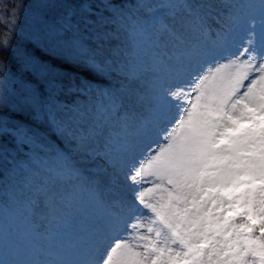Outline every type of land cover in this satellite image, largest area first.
Segmentation results:
<instances>
[{"label":"snow or ice","instance_id":"1","mask_svg":"<svg viewBox=\"0 0 264 264\" xmlns=\"http://www.w3.org/2000/svg\"><path fill=\"white\" fill-rule=\"evenodd\" d=\"M104 8L83 26L72 7L45 12L34 43L105 87L65 88L31 55L18 81L0 61V110L28 113L70 149L23 123L14 142L45 155L0 144V264H264V0Z\"/></svg>","mask_w":264,"mask_h":264},{"label":"trees","instance_id":"2","mask_svg":"<svg viewBox=\"0 0 264 264\" xmlns=\"http://www.w3.org/2000/svg\"><path fill=\"white\" fill-rule=\"evenodd\" d=\"M116 2L124 0H115ZM44 3H50L52 6H57L56 1L54 0H3V3H0V9H3V12L0 15L3 16V21H0V45L4 39L11 36L10 44L11 47L7 50H4L0 47V61H5L10 69V72L14 74L16 80H27L28 74L32 71L31 66L27 63L26 57L31 55L36 63H44L46 65L54 67L60 73L67 74L73 72L77 75L82 76L92 80L93 82L102 80L100 76H96L93 73L83 69L78 68L72 64H66L63 62L62 58L55 56L50 52L44 51L39 45H35L34 39L31 37L24 36L19 32H14L10 30V25L7 21L12 19L11 13L15 6L24 5L25 9L19 12L18 24H34L38 18L43 15L42 12H38L44 7ZM13 35V36H12ZM33 45L29 47V45ZM2 75V73H0ZM38 77L32 75L33 86H36V81ZM4 112V110H0ZM16 118H18L24 125H30L32 128H38L44 133H47L44 130V124H37L35 120L28 115V113H18V110L14 107L9 110ZM10 135L3 134L1 136V141L8 140Z\"/></svg>","mask_w":264,"mask_h":264},{"label":"rangeland","instance_id":"3","mask_svg":"<svg viewBox=\"0 0 264 264\" xmlns=\"http://www.w3.org/2000/svg\"><path fill=\"white\" fill-rule=\"evenodd\" d=\"M55 1H56L57 6L45 7V8H42L41 10H39L38 12H42L45 9L44 13L47 12L50 17H56V16L63 15V12L66 8L72 7V8H74L80 12L82 26H83L84 19L95 20L101 14L107 15V12L104 8L105 0H55ZM113 2L117 3V4H121V3L130 4L132 2V0H124V1H120V2H116L115 0H113ZM44 5H45V3H44ZM81 5H83L84 8L91 7L94 10V12L84 13L81 9ZM212 23H213V26H215V22H212ZM39 28H40V24H39L38 20L34 24L19 25L17 23L16 32H19L20 34H22L24 36L31 37L34 39V34L37 31V29H39ZM12 34L15 35L14 32ZM116 43H118V41H112V44H116ZM39 46L44 51L49 52L47 49H45L43 47V45H39ZM55 71H57V70H55ZM58 73H60V72H58ZM60 75L65 77V80H64L65 88L68 87L69 78H76L77 84L79 83L80 79H84L82 76L77 75L73 72H69L67 74L60 73ZM101 78H102V80H98V81L93 82V85L95 87H105V78L104 77H101ZM60 98L61 99H71L70 96H64V95H61ZM0 118L6 120L7 123L9 124L8 135H10L8 140H5V141L0 140V144L7 147V149L9 150V152L12 155L16 154L17 147H19L21 154L24 155L25 157L30 155L32 151L38 152L42 156L46 154V152L44 150L40 149L39 147H35L32 145H18L17 142H14L13 136L11 135V126L21 124L22 122L18 118H16V116H14L10 111H7V112L0 111ZM44 130H46L47 133H44L41 130H40V133L45 136V139H46L48 145H51L52 148L57 149V150L70 151L68 144L64 140L58 138L55 134L51 133L50 129L48 128V126L46 124H44ZM3 134H5V133L0 131V139H1V136ZM8 160L9 161L11 160V155L8 157ZM0 163H3V161H0ZM3 166L8 167L10 165L7 163H3ZM93 166L94 165H91V164L85 165V167H88V168H91ZM128 195H130V194H128ZM35 243L37 245H40L43 243V241H41L40 239H37L35 241Z\"/></svg>","mask_w":264,"mask_h":264}]
</instances>
